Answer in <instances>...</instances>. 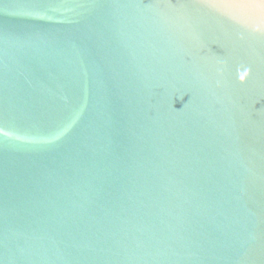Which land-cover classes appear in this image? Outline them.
I'll list each match as a JSON object with an SVG mask.
<instances>
[{
  "label": "water",
  "instance_id": "water-1",
  "mask_svg": "<svg viewBox=\"0 0 264 264\" xmlns=\"http://www.w3.org/2000/svg\"><path fill=\"white\" fill-rule=\"evenodd\" d=\"M0 264H264V0H0Z\"/></svg>",
  "mask_w": 264,
  "mask_h": 264
}]
</instances>
